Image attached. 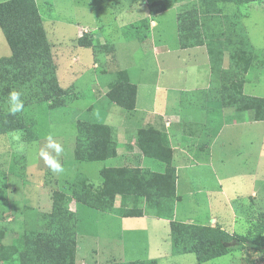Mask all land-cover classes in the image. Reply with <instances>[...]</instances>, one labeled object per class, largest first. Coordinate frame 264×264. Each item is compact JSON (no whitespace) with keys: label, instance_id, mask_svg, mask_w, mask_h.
I'll use <instances>...</instances> for the list:
<instances>
[{"label":"crops","instance_id":"crops-1","mask_svg":"<svg viewBox=\"0 0 264 264\" xmlns=\"http://www.w3.org/2000/svg\"><path fill=\"white\" fill-rule=\"evenodd\" d=\"M152 1L156 0H114L115 3L121 4L115 12V24L113 27L108 24L102 25L101 28L95 26V32L99 33L91 35L93 40L89 46H86L93 49L95 60L91 64L93 73H88L83 68H73L69 64L68 52L80 46L77 43L76 31L75 37L71 39L72 45L61 42L62 40L50 44L48 40L59 86L72 94L74 91L75 94V100L63 106L73 107L76 103H81L80 106H76L78 111L71 120L73 128L69 135L70 140L67 141L66 135L62 133L59 135V141L64 145L66 152L73 153L78 120L114 126L117 131L114 155L98 161H77L73 156V163L75 165L81 162L96 163L99 176L103 167L144 168L163 172L165 163L144 155L136 142V130L139 128L151 127L162 131L167 135L172 150L177 201L183 196L201 194L206 197L207 205L212 208L210 196L223 193L218 170L221 164L230 162L236 169L235 175L249 180L252 186H256L257 180L264 179V120H252L251 112H247L243 120L232 119V108L223 107L217 99L214 81L211 82L210 62L205 44L188 47L180 45L177 14L189 9L197 10L199 18L197 30L202 34L201 37L215 35L221 47L225 48L221 63V67L225 69L229 65L228 50L234 48L236 42L231 41L230 37L234 40L240 34L245 36L247 42L249 41V33L242 19L247 13H242L237 6H224L223 3L228 2L218 3L217 11L206 10L202 0H196L195 6L186 5V2L173 3L165 10L151 14L148 4ZM35 2L37 5V0ZM185 5L186 7H183ZM240 6L258 10L261 16L264 14V0ZM237 16L240 17L242 27L236 21ZM40 17L45 30L44 17L41 14ZM96 39L99 44L96 43ZM254 50L258 49L254 48ZM99 51L101 57L98 56ZM188 53L193 59L202 56L203 61H196L193 68L196 71L201 67L206 68V73L199 78L193 70L189 72L188 66L181 62V56ZM10 54V47L0 28V57ZM72 59L77 62L79 55L73 56ZM120 70L126 71L129 82L136 86L135 106L132 110L122 108L117 100H110L107 97V92ZM249 71L250 69L245 73L243 92L256 96L252 93L254 83L250 84L251 81L247 78ZM246 84L252 86L248 91ZM206 90L214 100V106L207 107L205 120L199 121L190 112L193 105L187 96ZM39 106L40 104L24 106L23 111L20 112L25 119L23 129L0 134L8 143L3 154L0 152V157L4 158L6 165L4 175L10 181L11 195H14L19 180L22 189L21 200L27 198L30 202L28 207H21L23 208L19 215L21 224L26 223V220L33 216L39 217L40 213L50 211L51 198L48 184L51 183L50 179H53L52 184L57 180L56 175L44 165L43 161L36 158L37 146L43 147L46 142L45 139L40 138L35 129V115ZM30 153H34L32 158L36 161H30ZM63 154L60 161L65 165ZM47 171H49V182H45ZM180 174L184 177L183 185ZM26 176L30 180H27ZM80 178L85 180L94 191H99L102 187L101 176L95 185L83 175H80ZM249 197L256 201L253 203L256 209L264 211V186L261 191L253 189ZM13 199H8L7 204H12ZM71 201L74 203L73 211L76 217L77 264L146 259H156L158 264H185L173 258L183 254H172L171 249L168 251V247L161 251L157 246L162 241L168 243V219L152 214L126 216L88 206L90 210L83 207L77 209L75 204H83L74 199ZM177 201L174 203L173 220L180 221L177 220L175 211ZM70 202L69 204L72 203ZM245 203L247 204L246 201ZM119 205L114 203L115 208ZM9 210H11L10 206ZM77 210H80V215L87 220L90 230L88 233L91 234L85 235V230L79 233V217L75 213ZM11 219L12 217L5 220L6 223L12 225L14 221ZM99 221L103 224H108L110 221L118 222L120 233L117 237L101 235L95 225ZM181 222L205 226L217 225L226 231H228L226 227L229 226L232 228L230 232H236L234 231L236 228L243 230L246 226L239 223L235 214L228 221H223L219 215L212 214L201 221L182 220ZM206 262L198 263L194 256V261L189 264Z\"/></svg>","mask_w":264,"mask_h":264},{"label":"trees","instance_id":"trees-1","mask_svg":"<svg viewBox=\"0 0 264 264\" xmlns=\"http://www.w3.org/2000/svg\"><path fill=\"white\" fill-rule=\"evenodd\" d=\"M261 0H202L206 10L217 11L222 2L235 5ZM171 0H156L148 4L151 14L170 7ZM180 45L188 47L205 44L212 81L219 78L217 99L223 107L232 108V119L243 120L251 112L252 120H264V97L243 92L245 73L252 66H264L262 51H256L245 36L236 37L234 48L228 50L229 65L222 68V48L215 35L201 37L197 30L199 18L196 9L177 14ZM236 25V24H235ZM0 28L10 47L9 56L0 57V134L23 129L24 116L9 113L8 95L13 89L22 93L24 106L46 104L48 107L66 105L67 90L62 89L55 74L50 45L42 25L35 0H6L0 2ZM242 32V31H241ZM229 40V39H228ZM78 44L89 46L90 39L79 38ZM110 100L126 110L135 106L136 86L129 82L127 72L120 70L107 92ZM117 131L114 126L84 120L76 122L74 159L98 161L114 155ZM136 142L142 153L165 163L163 172L144 168L103 167L100 170L102 187L94 191L85 180L72 181L71 192L65 195L52 190L51 209L38 217L40 227L25 231L5 242V232L0 228V264H76V217L64 201L74 199L88 207L117 212L126 216L152 214L169 220L172 254L193 253L198 263L225 255L226 232L220 227H210L173 220L176 172L172 165V150L167 135L159 130L139 128ZM120 205L114 207V199ZM143 199L144 207H136L129 200ZM264 254V235L253 238L235 235ZM107 264H158L156 259L120 261Z\"/></svg>","mask_w":264,"mask_h":264},{"label":"rangeland","instance_id":"rangeland-1","mask_svg":"<svg viewBox=\"0 0 264 264\" xmlns=\"http://www.w3.org/2000/svg\"><path fill=\"white\" fill-rule=\"evenodd\" d=\"M6 1V0H0ZM143 1V0H140ZM174 3H187L186 5L195 6L196 0H171ZM224 6H237L242 13H247L244 16L243 24L247 27L249 36H248V44L254 48H257L256 51H262L264 58V14L261 16L258 10L247 9V7L235 5L233 3H223ZM183 6V7H186ZM37 6L40 14L44 17V27L49 40L52 42H57L58 40H62L61 42H66L67 44H73L72 40L75 37V31L77 32V37L86 38V40L91 39V34H83L81 37L79 36L81 31L87 29L93 34H97L99 32H95L96 27H102V25H110L113 27L115 12L118 10L121 4H117L114 0H37ZM240 16V15H239ZM236 17V21L239 22L241 26L240 17ZM235 25V24H234ZM242 27V26H241ZM247 35V34H246ZM236 38L231 39V41H235ZM78 43V40H77ZM96 43L99 44L98 39H96ZM91 47L86 46H78L77 49L73 48L68 52V61L73 68H83L88 73H93V69L91 68V64L94 63L93 53ZM79 55V60L73 61L72 57ZM98 56H100V51L98 52ZM227 56V55H226ZM196 61H203L202 56L199 55L197 59H193V56L188 54H183L181 56V62L188 66L189 72H191L196 64ZM206 68L201 67L199 71L193 70L197 78L201 77L206 73ZM247 78L251 81L250 84H253V88L251 85L247 86L246 91H248L249 87L252 88V93L256 96L264 97V66L254 65L249 71ZM215 90L219 88V78L214 77L213 79ZM213 81H211L213 83ZM186 96V95H185ZM192 102V109L190 110L193 113L194 117L199 121L205 120L206 113L205 110L207 107H213V99L210 98V94L206 90L205 92H195L189 94L187 96ZM66 100V104L70 101L75 100V94H73L67 90V93L64 97H60ZM188 100V101H190ZM82 102V100H81ZM50 102H46L48 106ZM195 104V105H194ZM81 103H76V106H80ZM45 104H40L38 113L35 115V129L40 138L45 139V137L49 134L54 135L56 139H60V134L64 133L66 135L67 141L70 140V132L72 130L71 120L76 115L78 109L76 106L71 107L70 105L59 106V107H47ZM109 121V120H108ZM110 123V122H108ZM20 132V131H19ZM3 134V133H1ZM8 143L4 137L0 135V152L3 154L4 150L7 149ZM65 150L63 160L65 165L63 167L65 171L62 174H55L57 177L56 182H53V179L48 177V172L45 175V182L51 181L50 185L48 184L50 195L52 190H60L64 192L65 195H68L71 192V183L72 181H77L80 178V175L85 176V178L91 183H97L100 180V176L97 172L96 163L91 162H81L78 165L73 163V153H68ZM34 153H30V161H36L33 157ZM31 164V163H30ZM245 165V164H244ZM246 166V165H245ZM6 165L4 164V158L0 157V228L5 232V242H9L10 239L18 234H21L25 231L34 230L39 226L38 217H31L26 220V223H19V215L24 207H28L30 202L26 198L25 200H21L22 189L20 187L19 180L17 181V188L14 195H11L8 177L4 175ZM220 177H221V185L223 189V193H215L210 196V203L212 204V208L209 207L208 201L206 197L201 194H196L193 196H183L179 201L175 204V211L177 215V220H187V221H201L204 218L209 217L212 214L219 215L223 221H228L235 214L238 218V221L242 225H246L243 230L236 228L234 231L230 232L232 228L227 226L226 239L225 244L228 248V252L216 259L208 261L203 264H264V254L258 251L256 248L250 246L248 243L242 242L235 235H247L252 236L253 238L260 237L264 235V211L260 209H256L253 203H256L252 197H249L252 190L255 189L257 191H261L264 186V179H259L256 181V186H252L249 183V180H245L242 177H237L235 175L236 169L232 166L230 162H226L221 164L218 167ZM25 178L30 180V178ZM35 177V176H34ZM181 178V183L183 185L184 177L179 175ZM35 179V178H34ZM33 179V181H34ZM68 179V180H63ZM40 181V180H38ZM15 197V199H13ZM13 199L12 204H7L8 199ZM241 198V199H240ZM71 200V199H70ZM73 201V200H72ZM71 201V202H72ZM76 201V200H75ZM247 202V204L245 203ZM65 205L69 208L74 207V203L64 201ZM114 203L119 205L120 197L116 196L114 199ZM129 205L133 204L136 207H144L143 199L138 198L136 200H129ZM196 205V206H195ZM9 206L11 210H9ZM23 208L21 209V207ZM75 207L78 208H88L87 206L75 204ZM234 207V208H233ZM74 213L73 210L69 209ZM79 217V233L85 230V235L88 233L89 225L87 220L80 215V210H77ZM13 215H15L13 217ZM12 217L11 221L14 223H6L5 220ZM93 222L92 219H89ZM113 221V220H112ZM16 222L17 225H16ZM98 233L101 235H108V237H117L120 233V226L118 222H109L108 224H103L101 221L95 224ZM210 226V227H216ZM219 227V226H217ZM241 230V231H240ZM91 234V233H88ZM164 234V232H163ZM166 235V234H165ZM168 243L166 244L164 241L158 244V248L162 251L168 247V251L171 249V241L169 235V228L167 234ZM157 241V240H156ZM155 249V248H153ZM152 249V250H153ZM175 260L182 261L185 264L192 263L194 261V256L192 253L176 255ZM112 262H120L115 260H110L104 263L98 264H107ZM75 263L76 259H75ZM96 264V263H90Z\"/></svg>","mask_w":264,"mask_h":264},{"label":"clouds","instance_id":"clouds-1","mask_svg":"<svg viewBox=\"0 0 264 264\" xmlns=\"http://www.w3.org/2000/svg\"><path fill=\"white\" fill-rule=\"evenodd\" d=\"M22 93L18 90H11L8 95L9 113L15 115L24 109ZM43 147L37 146L36 158L43 161L44 165L54 174H62L65 169L60 161V157L65 152L64 145L49 134L45 137Z\"/></svg>","mask_w":264,"mask_h":264},{"label":"built area","instance_id":"built-area-1","mask_svg":"<svg viewBox=\"0 0 264 264\" xmlns=\"http://www.w3.org/2000/svg\"><path fill=\"white\" fill-rule=\"evenodd\" d=\"M87 33H89V34H91L92 35V32L90 33V31L89 30H87V29H84L83 28V30L81 31V33H80V37L83 35V34H87ZM168 124H169V122H168ZM70 202V201H69ZM69 209H71V210H73L72 208H69Z\"/></svg>","mask_w":264,"mask_h":264}]
</instances>
